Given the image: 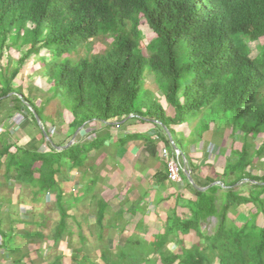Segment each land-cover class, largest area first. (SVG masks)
<instances>
[{"label": "trees", "instance_id": "obj_1", "mask_svg": "<svg viewBox=\"0 0 264 264\" xmlns=\"http://www.w3.org/2000/svg\"><path fill=\"white\" fill-rule=\"evenodd\" d=\"M142 19L156 35L144 50ZM99 37L112 43L103 53L91 55L90 41ZM261 39L264 0H0V59L3 50L24 51L11 71L9 65L0 66V108L11 104L6 112H23L22 132L36 140L30 147L18 145L13 132L0 131L4 178L30 188L37 202L41 193L55 194L61 212L53 234L57 245L67 228L57 176L63 169L81 171L89 153L102 145L94 140L58 151L78 129L93 121L111 127L134 116L141 123L159 122L156 127H165L171 137L176 136L175 127H189L188 141L199 143L204 134L229 128L231 136L240 132L242 143L239 150L230 149L221 185L195 190L188 199V216L172 211L152 243L129 240L116 260L108 257L107 249L101 259L105 264H264V43L256 57L249 47ZM81 47L89 49L87 55L72 58ZM42 52L40 74L49 88L45 103L38 106L37 97L14 87V80L23 64ZM146 70L159 75L156 83L165 106L152 94L147 99L146 93L140 95ZM54 100L72 117L69 132L59 141L52 134L59 124L44 114ZM259 136L261 142L254 146ZM173 140L187 159L184 139ZM187 162L188 170L195 172ZM256 162L261 163L256 168L260 175L248 172ZM214 182L208 178L200 186ZM94 184L88 183L82 196L89 195ZM180 199L177 196L174 210ZM249 204L253 210L236 226L229 214L237 215V207ZM98 208L96 223L102 227L107 206L99 201ZM209 219L217 222L213 235L201 228ZM33 234L42 238L40 232ZM188 236L194 239L190 248L182 239ZM169 244L177 251L168 249Z\"/></svg>", "mask_w": 264, "mask_h": 264}, {"label": "rangeland", "instance_id": "obj_2", "mask_svg": "<svg viewBox=\"0 0 264 264\" xmlns=\"http://www.w3.org/2000/svg\"><path fill=\"white\" fill-rule=\"evenodd\" d=\"M139 29L141 30L143 36L140 45L144 50V46L154 40L156 35L148 28L143 19L141 20ZM90 42L89 48L91 55L103 53L112 43L111 39L103 37L91 40ZM263 43L264 39H261L258 43H252L249 45L252 57H256L260 54L259 47L263 45ZM88 51V48L81 47L76 53L71 54V57L74 59L84 57L87 55ZM23 54L24 51L22 50H3V57L0 59L1 68L9 65L8 69L11 71L12 68L17 67V60L21 58ZM43 55L44 53L42 52L38 57H30L20 68V73L14 80V87H19L22 91H24V93H27L28 90L30 91L32 97H37L35 103L38 106L45 103L43 98L46 96L45 92L49 88V84L43 81L40 74L43 64L41 63L39 57H42ZM158 79L159 75L157 73L146 70L143 76V86L140 95L146 93L144 94V97L147 99V94H152L158 102L165 106L162 99V93L156 83V80ZM8 105L9 104H4V106L0 108V131L2 129H8L13 132V139L19 142L25 141L26 146H32L33 142L36 140H29L26 134L24 135L21 133L22 127L25 124L22 120L23 112H6V108H9L11 104L9 106ZM167 111L169 114H172L171 109L167 108ZM44 114L57 121L59 124L56 125L55 129L52 131L55 139L59 141L63 136H66L69 131L67 128V121L64 117L66 116L68 119V113H66L61 105H59V102L55 100L46 105ZM2 126L6 127L3 128ZM185 126L188 125L186 124ZM230 133L231 130L229 128H225L220 132L211 131V133L205 136L206 145L203 146L205 147V150L203 151L204 157H199H201V165H210V167L206 168L204 172L205 174H208L209 172L210 176L215 177L214 180H220L219 174L225 164L226 157L230 155V149L239 150L241 148L242 140L241 135L239 134L240 132H235L232 136ZM172 137L175 139L174 136ZM261 138L262 136H259L253 142V145H259ZM43 150L45 149L43 148ZM15 151V148H12L11 152ZM103 159L104 158H102V155L100 154L93 155L91 163H94L97 167L98 165L102 167V165H104ZM260 164L261 163L256 162L254 164V168L249 169L248 172L252 175H260L262 171L256 170ZM97 167L94 168V172L90 175L93 178L97 177V180L93 187V191L88 196H82L79 192L80 189H78L77 186L82 182H85V180L89 177L87 178L85 175L81 176V174L76 173L74 170L72 171L66 169H63L62 176H57L59 187L63 192L62 203L66 210L65 215L67 216L66 232L57 245L54 244L53 234L58 222L61 219V212L58 207L55 194L41 193L38 196L39 202H37L36 199H34L30 188L20 186L12 179L6 181L5 187H3L5 190L4 192L7 194L5 196H7L8 199L11 198L15 201L10 207L9 218L14 219L18 216L21 220L42 224L41 227H37L30 223L26 225L15 223L12 225L15 232L33 231L41 233L42 238L40 240L36 239L35 243L38 242V244H36L34 248L31 247L32 249L30 250V252L34 251L36 253L34 259L32 258L36 264H51L57 257L61 258L60 264H79L80 262H83V264H105L101 259V255L105 249L109 251L108 257L111 256V260H116V255L119 251L128 248L126 243L127 241L138 240L141 241L142 244H150L153 241L152 236L157 232L163 231V227H160V224L162 223L161 218L153 216V211H155V209L152 206H143V208H145L144 212L147 213V217H145L144 222L141 224L142 226H136V220L134 218L131 219L130 216H125L126 214H124V216H120L118 214L119 211L129 206L128 201H121L120 198H118V183H112L113 175L104 174L102 170H98ZM4 171L5 170L3 169V174ZM100 171L102 173L101 175L98 173ZM3 174L1 179L4 177ZM242 192H247V188H243ZM93 194L95 195V199L92 197L94 196ZM70 198H72V200H69ZM76 198H81V201L74 205L73 203L75 202H73V200ZM97 200H103L108 203V208H106L105 213H103L104 217L102 227H99L96 223V213H98L99 210L96 203ZM172 204L173 202L171 201L170 210L172 208ZM251 207L252 206L250 204L247 206L243 205L237 207V215L235 213H230L228 218L236 226H241V224H243L246 220L247 211L249 209L253 210ZM162 217L164 218L165 216ZM136 218L137 220H140L138 215H136ZM149 218H153L154 221H149ZM141 220H143V218ZM259 224L261 223L259 222ZM216 225L217 222L215 219H209L206 223L201 224V228L207 235H213ZM6 235H8V233ZM8 236H2V241L5 244H7V241L9 240ZM182 239L184 240V246L187 248H190L194 242V239L191 238V236L186 238L182 237ZM16 242L19 244H26L25 240H17ZM167 248L172 251L175 250V252L178 249L175 245L170 244ZM81 257H86V259L79 262ZM156 264L160 263L157 261Z\"/></svg>", "mask_w": 264, "mask_h": 264}, {"label": "crops", "instance_id": "obj_3", "mask_svg": "<svg viewBox=\"0 0 264 264\" xmlns=\"http://www.w3.org/2000/svg\"><path fill=\"white\" fill-rule=\"evenodd\" d=\"M67 115L68 119L66 116L64 119L67 121L68 128V125L72 122V117L69 113ZM2 127L5 128L6 126ZM174 129L176 135L175 138H183L184 143L187 144V159L183 155L186 160L187 169V160L193 167H195V172L192 173L189 170L191 172V180L193 184L190 183L184 173L181 174V183L174 184L168 181L165 177L167 176L165 161L161 156V150L163 148L171 149L169 143L168 145H165V141H163V139H167L169 142V138L166 137L167 135L165 131L156 127L155 121L141 123L131 118L128 121L116 125L114 124L111 127L107 126V124L93 121L87 124V126L78 129V133L73 140L72 145L79 143L89 144L94 140L102 141V145L98 150L89 153L88 159L81 171H76V173L81 174V176L85 175L87 178L89 177L85 182H82L77 186L78 189H80L79 192L83 194L88 183H91L92 181H95L96 184L97 177L93 178L90 175L94 172V168L97 167V165L91 163V161L93 155L100 154L102 155V158H104V165H102V167L98 165L97 169L102 170L104 174L113 175L112 183H118V198H120L121 201L127 200L129 204L127 208L119 211L118 214L120 216L126 214L125 216H130L131 219L134 218L137 222L136 226H139L144 222L145 217H147V213L144 212V205L152 206L155 209V211H153V216L161 218L162 223L160 224V227L164 226L166 218L172 213V211L176 212L179 216H188V199L192 198L194 191L197 190L196 188L205 189L209 187L202 188V186H200L206 182L208 178H215L210 176L209 172L208 174H205L204 170L209 168L210 165H201V157H199H204L203 151L205 150V147L203 146L206 145L205 136L209 133L203 135L204 138L201 142L190 143L188 141V136L190 135L189 127H175ZM21 133L24 134L22 130ZM74 134L68 140L69 142L72 140ZM126 139L128 140L122 145V142ZM13 140L16 141L15 139ZM171 140H173V138ZM17 143L18 145H26L25 141H17ZM2 166L0 167V264H36V262L32 260L36 253L34 251L30 252L32 249L31 247L34 248L35 245L38 244V242L35 243V240L38 239L33 234L35 232H15L12 225L15 223H20L22 225L30 223L37 226V224L40 223L36 224L31 221L27 222L21 220L18 216L14 219L9 218L10 207L15 201L11 198L8 199V197L5 196L7 194L4 192L5 190L3 187H5L6 179L5 182L4 177L1 179L5 167L3 166L2 168ZM98 173H100V175L102 174L101 171ZM162 177H165L166 179L158 181V179H161ZM218 181L219 180H217V182ZM196 183L199 184V186L196 185ZM177 196L183 199H180L177 202V207L174 210ZM92 197L95 199V195ZM69 200H72V198ZM80 201L81 198H76L73 200V202H75L73 204L76 205ZM99 201L103 202L108 208V203L103 200H97V206ZM171 201L173 204L170 210ZM136 215L140 217V220H137ZM162 216L165 217L163 218ZM142 218L143 220H141ZM149 221H154V219L149 218ZM7 233L9 236L6 235ZM159 233L161 232H157L156 234ZM29 234H33L31 239L30 236H28ZM2 236H8L9 240L7 241V244L2 241ZM17 240H25L26 244H19L16 242Z\"/></svg>", "mask_w": 264, "mask_h": 264}, {"label": "built area", "instance_id": "obj_4", "mask_svg": "<svg viewBox=\"0 0 264 264\" xmlns=\"http://www.w3.org/2000/svg\"><path fill=\"white\" fill-rule=\"evenodd\" d=\"M169 146L171 149L163 148L161 150V156L166 165L167 179L171 183L179 184L182 182L181 174H185V170L187 169L186 160L175 142L171 139H169Z\"/></svg>", "mask_w": 264, "mask_h": 264}, {"label": "water", "instance_id": "obj_5", "mask_svg": "<svg viewBox=\"0 0 264 264\" xmlns=\"http://www.w3.org/2000/svg\"><path fill=\"white\" fill-rule=\"evenodd\" d=\"M18 97H19L20 99H22V97H21L20 95H18ZM27 107H28V105H27ZM29 110H30V109H29ZM34 118H35V120H36L38 126L41 128V130H42V132H43V135H44V138H45L46 142H49V141H50V140H49V137H48L47 134L44 132L43 127H42V123H41L40 119H39L36 115H34ZM129 118H133V117L130 116ZM155 123L160 125V123L157 122V121H155ZM163 130L165 131V133H166V135H167L166 137L169 138V139H172V138L170 137V136H171L170 132H169L165 127H163ZM77 133H78V130L75 132V134H74L72 140H70V142H69L67 145L62 146V147H57V150H58V151H62V150H64V149L70 147V146L72 145L73 140L75 139ZM185 174H186V176H187V179L190 181V183L193 184V182H192V180H191V172H190L188 169H186V170H185ZM216 185H221V183H220V182H214V183L211 184L209 187H211V186H216ZM209 187H208V188H209ZM208 188H205V189L196 188V189H197L198 191H201V192L204 191V192H205Z\"/></svg>", "mask_w": 264, "mask_h": 264}]
</instances>
